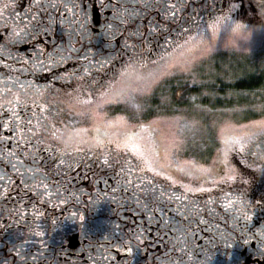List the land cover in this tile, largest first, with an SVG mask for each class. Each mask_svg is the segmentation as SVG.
<instances>
[{"label":"flooded vegetation","instance_id":"obj_1","mask_svg":"<svg viewBox=\"0 0 264 264\" xmlns=\"http://www.w3.org/2000/svg\"><path fill=\"white\" fill-rule=\"evenodd\" d=\"M78 2L80 8L75 9L74 14H66L63 7L46 11L38 7L35 0H21V10L32 4L37 15L44 18L45 24L47 14L56 18V22L46 30H38L35 36L10 45L16 58L21 60L17 62L20 63L18 66L36 63L40 54L38 60L43 65L39 71H33L32 65L27 66L34 81L61 84L52 78L65 77L79 84L81 81L78 77L85 76L87 80L104 82L129 60L132 49L125 44H138L137 38L129 35L137 28L146 33L142 37L146 43L143 50L137 48V56L153 66L151 62L158 60L167 47L164 40L167 33L151 34L152 25H167L171 33L168 38L179 40L183 27H190L195 32L197 23L226 7L225 0H183L184 7L176 13V19L166 20L164 0H159L155 6L147 9L142 7L140 0H111L107 6H102L101 0ZM104 2L107 4V0ZM233 2L239 5L231 14L234 19L246 25L256 22V1ZM116 4L121 9L135 8L139 14L128 23L120 24L113 16L112 5ZM74 15L82 19L86 16L84 28L79 23H71L70 30H65V25L59 23L60 19L72 21ZM109 23L119 25L111 44L106 32ZM8 35L0 27V43H5ZM58 50L62 51L60 58H53L55 63L50 62L47 57ZM0 59L6 64L12 63L5 57ZM85 69L91 73L90 76L85 75ZM62 84L58 87H71ZM3 131L5 137L12 136L10 130ZM5 137L0 139V147L12 150L17 140L4 142L2 139ZM24 147V144H20L17 152L24 153ZM28 151L31 155L33 149L29 147ZM39 152L36 151L37 154ZM40 153L46 154V151ZM235 155L232 158L233 165H237L240 172L247 170L249 176L255 179L257 175L264 176L255 169L251 156L247 161H242L241 157ZM56 156L54 149L44 155L45 158L36 155L30 158L31 161H25L24 154L20 155L26 166L33 165L35 160L37 166L44 170L48 176V191L55 192L59 188L63 196L70 197L63 199V202L58 195L45 196L44 189L40 190L39 195L30 190L24 185L22 174L13 169L12 164L0 159V169L6 173L0 179L4 182L0 185V264H160V258L165 254L182 256L172 251L176 250L171 244L176 221L188 224L191 229L190 246L197 264H264V257L256 255L261 246L260 241L243 229L232 228L231 218L229 214H224L220 199L225 194L228 198L242 195L248 201L245 211L253 215L249 230L255 231L264 225V204L253 201L258 195L255 179L249 178L250 183L247 182V185L238 177L235 182L227 183L230 184L228 187L222 183L213 187L211 192L189 194L197 201L204 202L209 198L217 200L205 208L198 218L189 221L172 212V208L176 207L174 202L150 205V211L141 209L139 202L146 198L136 185L144 174L122 177L120 168L128 157L119 156V163L111 160L112 166L109 167L93 152L76 153L69 167L59 166ZM48 158H53V162L47 167L51 169L46 170L44 159ZM147 175L153 177L150 173ZM126 179H131L132 184H127ZM153 182L169 188V182L160 177H153ZM172 188L171 191L178 194L182 192V189ZM70 193H76L77 196H70ZM209 207L215 208V213L210 214ZM100 252L103 254L100 255ZM203 258L205 261H202Z\"/></svg>","mask_w":264,"mask_h":264},{"label":"snow or ice","instance_id":"obj_2","mask_svg":"<svg viewBox=\"0 0 264 264\" xmlns=\"http://www.w3.org/2000/svg\"><path fill=\"white\" fill-rule=\"evenodd\" d=\"M35 2L38 4L39 0H35ZM74 2L75 7L64 5H60L59 7L66 9V14H74V10L80 8L78 0H74ZM158 2L159 0H140L142 7L145 9L155 6ZM101 4L102 6H107L111 4V0H107V4H105L104 0H101ZM164 4V19L166 20H175L176 13L184 7L183 0H164ZM225 4L226 7L221 9L218 14H210L207 20H202L196 24L195 33L201 41L207 40L211 45L214 35L213 30L224 20L238 21V28L247 27L245 23L234 19L231 15L239 5L233 2V0H225ZM112 7L113 16L116 20L120 21V24L128 23L132 17L139 14L135 8L121 9L119 4L112 5ZM258 7L261 11L260 17H264V0H258ZM57 8L55 4L52 5V9ZM21 11H23V15H21ZM25 17L28 18L25 19ZM46 19L47 24L44 23L43 17L37 15L32 4L27 9L21 10V0H0V22H2L0 23V27L9 33L5 44H15L19 41H24L30 36L38 34V30H46L56 22V18L51 14H47ZM86 19V16L82 19L74 15L71 23H79L80 27L84 28ZM63 20L61 18L59 21L61 25H64L62 23ZM113 26L118 30L119 25L117 24L109 23L107 25L108 28H112ZM150 32L151 34L167 33L164 36L167 47L158 60L151 62L152 67L141 58L140 70L137 73L134 87H126L120 81V78L125 74V69L131 64V61L128 60L119 71L115 72L111 78H106L104 82L95 79L87 80L85 76L78 77L81 83L72 92L65 94L66 100L58 99L48 86L41 88V85L35 84L32 81H28L27 85L18 84L17 87L24 91H28L30 88L37 90L42 97L40 103L35 101L21 103L22 97L20 92L13 91L11 88H6L3 92H0V111L10 114L8 115V119L3 121L2 126L5 129H11L17 134L16 137H13L14 140H17L16 146L12 150L0 147V151L13 157L16 164L25 165L24 159L17 152L20 144L25 145L23 149L25 156L30 155L28 151L29 147L33 149L31 155L34 156L37 151L36 145H43L44 151H52L53 144L46 143V141L51 140L54 144H58L59 142L55 139L57 132H63L65 129H68L74 130L78 134L82 133L86 138L76 148V153L83 151L82 146L84 143L95 139L97 143L104 144L109 149L110 154L113 156L112 161L116 163H119V156L122 153L130 154L131 159H125L124 164L120 168L122 177H130L136 173H143V176H148L147 174L150 173L153 177H160L169 182V188L176 186L182 189L181 195L185 199H194L193 195L189 194L211 192L213 187H217L222 183L235 182L238 177L242 180L243 177L240 170L232 164V156L235 154L246 155V150L245 146L240 143V139L234 135L233 129L239 124L251 133L254 128L264 127V118L252 120L246 124H240L233 119L224 120L222 126H219V134L216 137L218 142L217 155L211 164L178 158L176 153L183 150L187 143L186 139L180 141L174 139L170 145L165 144L163 146V156H161V146L153 136V132L155 131L154 126L158 124V121L153 120L148 124H141L138 126L139 131L130 132L128 129L131 126L128 125L124 116H119L114 120L107 119L106 109L108 106L117 103L123 104L126 109L130 110L131 117L142 114L148 107L149 100L156 90H162L166 86L169 77L187 75L192 79L193 83H197V77L201 74L203 66L212 57V55L202 52L196 44L190 43L194 40V32L190 27L182 28L179 40L168 38L171 33L165 24H160L159 26L152 25ZM129 35L136 37L138 40V44H128L127 42L125 44L127 48L132 49L129 57L134 58L137 56L136 50L138 47L143 50L146 41L142 37L146 33L137 28L135 32H130ZM215 35L220 37L221 33H215ZM0 57H3V55H0ZM49 61L52 63L56 62L53 59V54H49ZM42 65L43 62L37 60L36 63L32 64V70L39 71ZM3 66L11 68V65L8 64H4ZM85 75L90 76L91 73L85 69ZM61 79L66 78L62 77ZM205 95H208V93H205ZM45 96L49 98L43 99ZM195 99L193 97V100ZM161 102L167 104V97L163 95V92H161ZM59 104L66 105L69 112L79 117V120L61 127L60 125L63 124V121H58L57 118L62 115L65 109L58 107ZM254 110L264 113V104L254 106ZM28 112L31 113L30 117L26 115ZM232 112L239 113L241 109H232ZM105 121H107L108 126L102 127ZM198 124L199 121H193L191 124H185V128L189 132H193ZM102 128L114 129L115 138L109 136L106 132H102ZM33 138H36V144H32ZM192 146H196L194 141ZM88 151L91 152L92 149L88 148ZM66 155L71 156L72 154L67 153ZM56 159L59 166L65 165V160L60 155L57 154ZM153 161L159 167L155 166ZM34 163L35 160H33ZM103 163L109 167L112 166L108 159H105ZM68 166L71 167V164ZM248 166L251 167V165ZM12 167L18 171L15 165H12ZM218 167L222 169V174L219 178L215 176ZM39 170L43 169L39 167ZM2 178L0 177V179ZM139 180L140 183L136 187L142 191L145 185L141 176ZM125 182L129 185L132 184L131 179H126ZM149 183L155 184L153 180L149 181ZM205 184H210L212 187H205ZM42 187L45 196L59 195V189L51 192L48 191V184H43ZM173 192L175 193V191ZM72 195L73 193H70V196ZM220 199L221 207L231 218L232 228L243 229L251 233L252 238L258 239L260 244L264 245V225L256 228L255 231H250L249 225L252 222L253 215L243 209L236 208L237 197L228 198L227 194H225ZM61 202H63V199ZM216 202L215 198H209L204 201L208 206ZM204 210L205 208L203 207H197V211L200 214ZM208 211L212 214L216 210L209 207ZM184 219H188V217L185 216ZM202 222L207 223V221L203 220Z\"/></svg>","mask_w":264,"mask_h":264},{"label":"rangeland","instance_id":"obj_3","mask_svg":"<svg viewBox=\"0 0 264 264\" xmlns=\"http://www.w3.org/2000/svg\"><path fill=\"white\" fill-rule=\"evenodd\" d=\"M253 1H256L255 4L258 9V19L256 20V22L247 24V28L251 30V35L246 42L241 41V51L229 52L222 50L220 48V45L224 41V33H221V36L218 38L217 51L212 54V57L203 66L201 74L197 77V83H193L192 79L187 75H177L169 77L167 79L166 86L162 90H156L155 94L149 100L148 107L142 114L136 117H131L130 110L126 109L123 104L117 103L108 106V108L106 109L107 119L114 120L119 116H124L126 121L128 122V125L131 126L128 129L130 132L139 131L138 126L141 124H148L153 120L158 121V124L154 126L155 131L153 132V136L161 146V156H163V146L165 144L170 145L174 139L176 141L186 139L187 143L184 146L183 150L176 153L178 158L182 160H195L199 163L211 164V162L216 158L217 155L218 142L216 140V137L219 134V126L224 120L233 119L235 121H238L240 124H246L252 120H259L264 118V113L254 110V106L264 104V82L257 89L247 90L243 92L233 88L230 89L228 87L229 89H226L224 91V93L226 94L216 95V97L222 96L223 99L220 98L222 99V101H232L231 104H225L224 107H212L210 104H204L203 102H200L203 97H215V95L212 93V90L208 87L213 86V83H215L214 78L216 77L223 79V81L228 85L234 82L236 83L237 78L243 75H252V78L259 77L262 79V81L264 80V23H261L260 20L261 11L258 7V0ZM58 51H56V53H53V58H60V53H62V51H59V53ZM39 56L40 54L38 53V57L36 58V60L39 59ZM3 57H5L9 62H12L11 68L4 67L3 65L6 63L0 59V72H2L4 75L14 74L19 77L21 82L32 81L35 84L48 86L51 91L56 94L58 99L66 100L67 97L65 94L72 92L78 85V82L75 83L76 85L74 84L72 78H52V80L61 84H55L52 81H34L35 79H32L29 73V68L27 66L34 64L35 61L30 65L21 64L20 66H18L20 63L17 62H20V59H9L7 56ZM47 59L49 60V56L47 57ZM62 83H65L66 85H69L71 87L67 89L58 87V85L63 86ZM186 87H188V90L191 88H198V90L196 91V93L191 92V96L189 98L190 103L184 106L178 104L177 100L182 99V92H184L183 90ZM174 88H178L179 90L176 91L175 97L172 98L171 95ZM161 92H163V95L167 97V101H169L167 104L161 102ZM205 93H208V95H205ZM193 97H195L196 99L193 100ZM58 107H62L65 109L62 115L57 118L58 121H63V124L60 125L61 127H63L65 124L74 123L76 120H79V117L69 112L66 105L59 104ZM232 109H241V112L233 113ZM26 115L30 117L31 113L28 112L26 113ZM192 118H195V120L199 121V124L197 128L193 130V132H189L185 128V124ZM7 119L8 115L5 112L0 111V139L5 137V132L3 130H10L13 137H16L17 135L16 132L12 131L11 129H5L2 126L3 121ZM102 132H106L109 136L115 138L114 129L102 128ZM12 136L7 135L2 140L4 142H7L9 139L15 141ZM262 139H264V137H262ZM193 141L195 142V147L192 146ZM32 142H35L34 144H36V138H33ZM46 143L54 144V142H52L51 140L46 141ZM13 146H15L14 143ZM82 147L83 151H81L80 153L90 152L88 151L87 145H83ZM36 148L40 152L44 151L43 145H36ZM40 152L38 154L35 153L34 156L38 155V157L45 158L44 155L46 156L47 153H50L49 151H46V154H41ZM23 154L24 153H21L19 155ZM34 156H25V161H31L30 158H34ZM235 156L236 155H233L232 158ZM237 156L241 157L242 161H247L250 157V155L241 154H237ZM120 157H128L129 159H131L130 154L126 153H122ZM51 162H53V158L44 159V168L46 170L51 169V167L47 168L49 167L48 165ZM7 164L10 163L7 162ZM35 164L38 165L37 162H35ZM27 165L31 166V164ZM234 166L236 168L238 167L237 165ZM241 172L242 177H244L242 181H246L245 183L247 185H249L250 183L249 178L255 179L249 176L250 174L247 173V170H241ZM221 174L222 169L218 167L215 176L219 178ZM22 180L24 181V177L22 178ZM255 180L257 183V186H255V190L258 191V195L253 199V201L264 204V176L257 175V179ZM1 184H4V182L0 181V185ZM24 185H26L25 182ZM223 186L228 187L230 186V184L224 183ZM172 187L177 190H181L176 186ZM205 187L212 186L208 184ZM242 187L246 186L242 185ZM259 194H261L263 197L261 198V195ZM173 209L174 208H172V212L176 213L175 211H173ZM224 214L228 213L224 212ZM220 240L221 239H218L217 241ZM172 251L179 252L177 249H172ZM202 253L204 254V252ZM202 261H205L204 258Z\"/></svg>","mask_w":264,"mask_h":264},{"label":"clouds","instance_id":"obj_4","mask_svg":"<svg viewBox=\"0 0 264 264\" xmlns=\"http://www.w3.org/2000/svg\"><path fill=\"white\" fill-rule=\"evenodd\" d=\"M55 4L57 7L60 5L75 7L74 0H39L37 4L38 7H42L43 10L52 9V5ZM261 23H264V17H260ZM62 23L65 25V30H70L71 21L70 19H64ZM238 21H222L217 28L213 30V40L211 45L207 40L201 41L199 36L194 32V40L190 43L196 44L199 49L205 54L212 55L217 51L218 38L215 33H224V41L220 45V48L229 52H239L241 51V41L246 42L251 35V30L247 27L238 28ZM116 28L113 26L112 28H108L106 26V32L109 37V43L111 44L114 41ZM19 41L17 43H20ZM11 44L0 43V55L7 56L9 59H15L16 55L12 51L10 47ZM11 53V55H9ZM131 64L125 69V74L120 78L122 84L126 87H134L137 79V73L140 70V60L139 56L134 58L129 57ZM42 66H40V69ZM28 81L21 82L19 77L16 75H4L0 73V92H3L6 88H11L13 91H18L21 94V103H30L35 101L37 103L41 102L42 97L39 92L35 89L30 88L28 91H24L17 87L18 84L27 85ZM44 86L41 85V88ZM49 97L45 96L43 99H48ZM169 101H167L168 103ZM197 121L195 118H192L190 121L186 122V124H191V122ZM250 123V122H248ZM223 122L220 124L222 126ZM107 121H105L102 127H107ZM234 135L240 139V143L245 146V154L250 155L253 160V164L255 165V169L258 172L264 173V127L254 128L252 132L249 133L247 129L241 127V125H236L233 129ZM55 139L59 142L58 144H53L52 149L55 150L56 154L60 155L62 159L65 160V166L71 164L74 155L76 154V148L81 145V143L86 139L82 133L78 134L74 130L65 129L63 132H57ZM83 145H87L88 148L92 149L94 154H97L99 158L104 161L108 159L112 160L113 156L110 154L109 149L104 145L97 143L95 139L87 141ZM67 153H71V156L66 155ZM0 159L15 165V168L22 174L25 179L26 187L30 190L36 191L37 194H41L40 190L43 189V184H48V176L43 170L38 171V166L34 163L31 166H26L22 164H16L13 157L7 155L3 151H0ZM155 166L159 167L155 161H153ZM6 173L0 169V177H4ZM199 175V173H197ZM141 179L144 183V188L142 192L144 193L145 200L139 202V206L143 211H150V205H155L159 203L165 202H174L176 203V207L173 209L177 213L178 216L188 217V220L191 221L200 216V213L197 211V207L207 208L206 205L202 201H197L195 199H185L181 193H174L170 188L161 185L159 183L151 184L149 181L153 180V177L149 176H141ZM206 179V177H205ZM59 189V188H57ZM57 189L55 191H57ZM2 195V194H0ZM73 197L77 196L76 193H73ZM179 197V198H177ZM236 199V208L243 209L248 206V201L243 198L242 195H237ZM58 198L69 199L70 197H65L60 192ZM78 198V197H77ZM250 214V213H249ZM39 234V233H37ZM191 229L188 224H184L180 221L175 222L174 235L171 240V244L173 248L177 249L182 256L181 257H173L165 256L160 258V264H197L195 260L192 249H191ZM21 251H23V246H21ZM103 252H100L102 255ZM257 256L264 257V245H261L256 252Z\"/></svg>","mask_w":264,"mask_h":264},{"label":"trees","instance_id":"obj_5","mask_svg":"<svg viewBox=\"0 0 264 264\" xmlns=\"http://www.w3.org/2000/svg\"><path fill=\"white\" fill-rule=\"evenodd\" d=\"M226 76V75H225ZM253 76H247V75H243V76H239L237 78V82L235 83H231V84H226L223 79L221 78H215V83H213V86H210L208 88H210L212 90V93L215 95V97H203L200 102H203L204 104H210L212 107L214 106H218V107H224L225 104H231L232 101H222L223 97L219 96L216 97V95H224L226 93H224V91L226 89H236L239 91H247V90H254L260 87L261 84H263L264 80L262 81L261 78L259 77H255L252 78ZM229 87V88H228ZM179 90L178 88H174L173 92H172V98L175 97L176 95V91ZM198 90V88L196 89H189L188 87H186L182 92L183 93V97L180 100H177L178 104L181 105H187L188 103H190V96H191V92L196 93V91ZM188 94V95H187ZM187 95V97H186ZM222 98V99H220Z\"/></svg>","mask_w":264,"mask_h":264}]
</instances>
